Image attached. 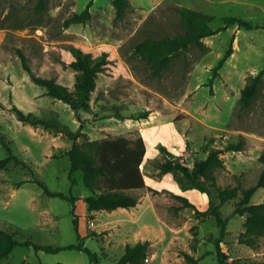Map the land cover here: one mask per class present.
<instances>
[{"label":"rangeland","instance_id":"obj_1","mask_svg":"<svg viewBox=\"0 0 264 264\" xmlns=\"http://www.w3.org/2000/svg\"><path fill=\"white\" fill-rule=\"evenodd\" d=\"M112 1L44 0V9L38 11L39 0H0V136L13 155L29 167L10 162L0 169V229L12 233L19 244L0 264H92L83 251L47 253L35 251L25 242L52 248L80 243L96 256L97 264H117L125 247L139 241L134 230L142 229L143 221L155 223L150 204L160 225L149 241L143 264H191L184 254L198 264H217L214 240L219 228L215 219L210 214L199 216L190 208L175 210L181 201L172 197L175 191L167 189L170 185L188 191V201L198 211L208 209L206 195L180 172H171L164 181V174L153 173L161 188L140 191L147 197L129 211L135 217L145 211L144 220L137 224L110 223L123 216L109 213L87 217V205L79 195L89 192L80 173H73V186L68 179L66 152L73 142L52 129L20 123L11 110L13 105L25 114L66 126L71 133L79 131L78 143L94 137L132 140L140 137L141 131L169 126L181 139L182 134L188 136L183 139L187 155L176 156L187 169L207 151L221 150L224 168L215 173L217 185L238 188L235 199L218 209L227 220L222 251L227 263L264 264V237L253 247L239 244L245 218L233 214L243 191L256 184L262 170L258 157L264 152V73L249 105L242 106L238 99L251 78L264 68V0H128L131 8L121 21L115 20ZM89 4L88 22L64 27L67 18L82 13ZM180 7L209 15L213 30L223 27L225 17H237L261 28L230 26L204 38L202 48L190 46L174 55L168 67L154 75L133 50L146 39L180 34L176 12ZM230 44L232 54L209 83L213 68ZM71 48L93 58L105 55L107 61L95 76L87 107L77 112L34 85L16 55V49L24 53L36 77L53 79L74 94L78 73L70 66L74 60ZM241 140L242 151H223L228 143ZM6 157L0 143V161ZM157 164L159 161L156 169ZM143 169L145 175L150 174L148 167ZM34 179L51 192L76 198L75 217L70 202L46 196ZM209 190L218 204L214 191ZM262 202L264 189H258L250 203Z\"/></svg>","mask_w":264,"mask_h":264},{"label":"trees","instance_id":"obj_2","mask_svg":"<svg viewBox=\"0 0 264 264\" xmlns=\"http://www.w3.org/2000/svg\"><path fill=\"white\" fill-rule=\"evenodd\" d=\"M112 6L115 11L116 21H121L124 18L125 12L131 8L128 0H113ZM89 8L90 4L82 13L72 14L64 21V27L67 28L70 25L88 22L91 19ZM37 9L38 11L44 9V0H39ZM176 12L179 15L182 27L180 34L158 40L146 39L137 44L133 50L136 55L148 63V69L154 75H158L165 70L174 55L187 50L190 46L202 48V40L204 38L216 35L230 26H236L238 29L244 30L261 28L237 17H225L223 19V27L213 30L210 27L212 18L205 13L184 7L177 8ZM70 51L74 58L70 66L78 73L74 94L66 87L57 84L53 79L36 77L32 73L24 53L16 49V55L20 59L22 69L29 75L34 85L44 88L48 96L63 102L73 111L77 112L87 107L89 95L95 87V76L102 71L107 61L105 55L93 58L90 54L82 53L75 48H71ZM232 52V45L230 44L216 67L213 68L209 83L217 77L218 70L221 69ZM263 73L264 68L257 76L251 78L250 82L241 90L238 102L242 106L247 107L255 97ZM11 110L20 123L33 127L41 126L45 129H52L55 133H60L73 142L71 148L66 152V156L69 159L68 179L71 186H73L75 184L73 173H80L82 183L89 192L88 196L84 198L89 213L99 211L111 212L119 208H134L139 201L136 197L128 194V192L138 189L151 191V189L145 186L141 172V165L146 153L145 144L141 137L133 140L125 137H111L78 143L79 131L71 133L66 126L38 119L30 113L25 114L14 105ZM0 143L7 152V157L0 161V169L10 162L22 168H29L25 162L18 160L13 155L3 136H0ZM242 150V140L239 143H228L223 148L225 152H240ZM161 151L164 155L172 157V159L166 158L157 164L160 174L175 171L180 172L191 182L194 189L207 195L208 209L204 212L198 211L185 197L175 194L172 197L181 201V204L175 210L190 208L199 216L210 214L215 219L219 228L218 237L214 240L217 264H262L252 261L244 263L231 261L227 263V256L222 251L221 244L226 236L227 220L222 217L218 209L225 202L235 199L238 191L237 187L221 188L217 185L215 173L224 168V162L220 157L222 151L217 149L210 150L205 158L195 160L190 169H187L179 162L177 157L170 155L164 148H161ZM258 162L261 164L262 170L256 184L243 191L241 199L235 204L233 210L234 215L245 218L243 232L238 237V243L247 247H253L258 239L264 237V202L250 203V199L255 192L258 189H264V152L259 155ZM33 182L42 188L46 196L70 202L72 205L71 214L75 217L73 210L76 198L62 193L51 192L43 183L36 179ZM209 189L214 191L218 204H215L213 194ZM74 224L76 225V220H74ZM77 239L78 241L80 240L79 236H77ZM18 245L12 233L0 229V261L8 257ZM24 245L31 246L35 251H45L47 253L63 249L83 251L89 257L92 264H97L96 256L80 243L66 248H52L32 242H25ZM148 246L149 242L147 241L138 242L133 246H126L125 252L117 264H143ZM184 258L191 264H198V261L188 254H184Z\"/></svg>","mask_w":264,"mask_h":264},{"label":"crops","instance_id":"obj_3","mask_svg":"<svg viewBox=\"0 0 264 264\" xmlns=\"http://www.w3.org/2000/svg\"><path fill=\"white\" fill-rule=\"evenodd\" d=\"M168 129L170 130V132L167 133ZM98 134H100V133H98ZM181 136H182V139L180 138V133L176 129H171L169 126L167 128H165V127L158 128L154 132H148L146 130L141 131L140 137L144 141L145 148H146V153H145L142 165H141V172L143 175L145 186L147 188H149L151 190L161 188V187L156 185L155 180H154V179H158V178L156 176H153V173L156 174L159 172V170L155 168V164L157 163V161L162 162L166 158L172 159V157H168V156L164 155L161 151V148H164L170 155L175 156V157L178 155L185 157L187 155L186 154L185 141L183 139H186V138L188 139V136L184 135V134H182ZM101 139H105V138L94 137L91 140H101ZM207 153H208V151L203 156V158L206 157ZM203 158H200V159H203ZM145 166L150 169L149 175L144 174L143 168ZM168 175H170V173H166V174L162 175L163 181L166 179V177ZM160 185H162V184H160ZM162 188H164V187H162ZM167 189H172V191H175V195L185 197L186 199L189 198L188 191H185V190L182 191L178 187H174L172 185H170V187ZM141 190H146V189H138V190H132V191L128 192V194H130L134 197L141 196V197H139L140 199H138L136 197L139 201V203L136 205V207L131 208V209L119 208V209H116V210L111 211V212H105V211L92 212V213L88 212L87 217L95 216V215H101L103 213H109L110 215L123 216L121 218H117V219L110 221V223L114 222V223H117L119 226H122L123 224H125L127 222H132L135 224H137L138 222H141L142 220H144L145 211L140 212L139 215H137L136 217H135V215H132L129 212L132 209H136L140 205L141 199L147 197L146 195L143 196V194L142 195L139 194ZM88 194L89 193L81 194V195H79V197L84 201V198L86 196H88ZM205 197H207V195ZM203 201H204V203H206L205 198ZM149 206L151 209L150 213H151L152 218L154 219L155 223L153 224V222H152V224H148L147 222L143 221L144 222L143 228L141 229V227H140V229L136 228L134 230L135 236L137 238H139L138 242H144V241L149 242V241H151V239H152L151 237L157 233L159 225H160L158 213H157L154 205L150 204ZM147 208H148V206H147ZM128 217H130V219H128ZM127 246H129V245H127Z\"/></svg>","mask_w":264,"mask_h":264},{"label":"built area","instance_id":"obj_4","mask_svg":"<svg viewBox=\"0 0 264 264\" xmlns=\"http://www.w3.org/2000/svg\"><path fill=\"white\" fill-rule=\"evenodd\" d=\"M90 225H91V226L93 225V222H92V221H90Z\"/></svg>","mask_w":264,"mask_h":264}]
</instances>
